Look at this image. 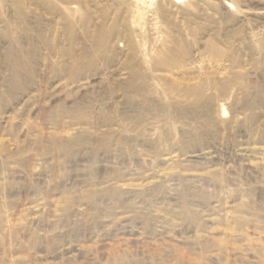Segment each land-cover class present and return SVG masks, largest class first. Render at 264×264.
I'll return each mask as SVG.
<instances>
[{
    "label": "rangeland",
    "instance_id": "1",
    "mask_svg": "<svg viewBox=\"0 0 264 264\" xmlns=\"http://www.w3.org/2000/svg\"><path fill=\"white\" fill-rule=\"evenodd\" d=\"M0 264H264V0H0Z\"/></svg>",
    "mask_w": 264,
    "mask_h": 264
}]
</instances>
